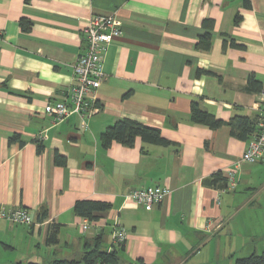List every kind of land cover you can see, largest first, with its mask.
I'll use <instances>...</instances> for the list:
<instances>
[{
  "label": "crops",
  "instance_id": "0c3cea01",
  "mask_svg": "<svg viewBox=\"0 0 264 264\" xmlns=\"http://www.w3.org/2000/svg\"><path fill=\"white\" fill-rule=\"evenodd\" d=\"M108 14L123 33L104 55L100 109L87 127L76 114L54 123L45 109L69 102L84 29L93 15ZM23 19L32 21L29 31ZM251 75L264 90V0H0V204L25 207L35 219L32 226L0 219V264L79 256L99 235L110 249L117 223L129 261L234 264L264 249V157L241 161L248 140L228 125L191 120L196 103L225 122H257ZM119 119L158 127L172 144L138 137L133 146L105 148L100 136ZM56 152L65 164L55 163ZM229 170L236 185L218 204L211 181ZM156 184L171 193L151 209L126 198ZM83 199L112 205L86 230L87 219L74 212ZM52 225L59 240L49 245Z\"/></svg>",
  "mask_w": 264,
  "mask_h": 264
},
{
  "label": "built area",
  "instance_id": "2783aa9c",
  "mask_svg": "<svg viewBox=\"0 0 264 264\" xmlns=\"http://www.w3.org/2000/svg\"><path fill=\"white\" fill-rule=\"evenodd\" d=\"M123 33L122 22L115 14L93 15L89 25L84 29L86 40L85 50L77 57L72 65V86L69 102L49 103L45 111L54 123L65 121L73 114L82 119V126L87 127V118L97 112V92L105 79L104 55L110 43ZM259 120L258 131L248 140L246 150L241 161L256 163L264 157V90L260 92L258 101ZM45 137V134L40 135ZM227 185L218 188L217 203H221L222 194L236 185L235 172L227 171ZM171 190L167 186L156 184L144 189H134L126 195L146 209L161 203L169 196ZM0 219L9 220L16 224L32 226L35 219L29 209L25 207L8 208L0 204ZM89 220H85L84 230L89 228ZM127 232L117 223L112 231L113 247L125 243ZM112 249V247H111Z\"/></svg>",
  "mask_w": 264,
  "mask_h": 264
},
{
  "label": "trees",
  "instance_id": "16d2710c",
  "mask_svg": "<svg viewBox=\"0 0 264 264\" xmlns=\"http://www.w3.org/2000/svg\"><path fill=\"white\" fill-rule=\"evenodd\" d=\"M23 30L29 31L32 21L29 19L21 20ZM209 38V35H206ZM246 90L249 92H261L263 85L256 77L251 75L248 79ZM191 120L196 124L206 125L212 129L220 128L223 125L230 127L231 135L243 140H249L258 131V121L251 120L248 116H235L228 122L218 119L213 113L200 109L196 103H193ZM140 137L143 142L150 144H158L168 146L172 141L162 135L161 129L150 126L139 121L131 119H119L114 124L106 128L101 134V143L105 148L111 146L113 142H119L125 146H133L136 139ZM10 142L19 141V135L10 137ZM39 141L38 139L36 140ZM22 142V141H21ZM40 143V142H39ZM43 145L40 143L38 150L41 151ZM66 158L60 153L55 154V163L65 164ZM211 184L218 188H223L227 185V177L218 172L213 177ZM111 203L104 200L83 199L77 200L74 204V212L89 221L98 220L102 213L111 208ZM41 215L44 218L47 215L45 209L42 210ZM59 226L52 225L46 242L49 245L58 243ZM125 250L124 243L120 246L107 249L102 246L101 235L97 236L94 244L91 247L85 248L79 255L71 258L54 259L49 264H147L142 258L134 261L125 259L123 253ZM28 264H43L39 262H29ZM235 264H264V252H253L248 256L239 257Z\"/></svg>",
  "mask_w": 264,
  "mask_h": 264
},
{
  "label": "rangeland",
  "instance_id": "374dc122",
  "mask_svg": "<svg viewBox=\"0 0 264 264\" xmlns=\"http://www.w3.org/2000/svg\"><path fill=\"white\" fill-rule=\"evenodd\" d=\"M262 252H264V249H259L258 251H257V253H262ZM252 252H250V253H244L243 255H239V256H241V257H245V256H248V255H250ZM235 264V263H234Z\"/></svg>",
  "mask_w": 264,
  "mask_h": 264
}]
</instances>
